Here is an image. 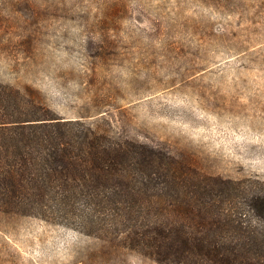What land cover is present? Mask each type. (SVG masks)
I'll list each match as a JSON object with an SVG mask.
<instances>
[{
    "label": "rangeland",
    "instance_id": "obj_1",
    "mask_svg": "<svg viewBox=\"0 0 264 264\" xmlns=\"http://www.w3.org/2000/svg\"><path fill=\"white\" fill-rule=\"evenodd\" d=\"M0 80L264 192V0H0ZM79 210L0 211V264H164Z\"/></svg>",
    "mask_w": 264,
    "mask_h": 264
},
{
    "label": "trees",
    "instance_id": "obj_2",
    "mask_svg": "<svg viewBox=\"0 0 264 264\" xmlns=\"http://www.w3.org/2000/svg\"><path fill=\"white\" fill-rule=\"evenodd\" d=\"M61 208L160 263L264 264L263 191L60 117L0 80V211Z\"/></svg>",
    "mask_w": 264,
    "mask_h": 264
}]
</instances>
